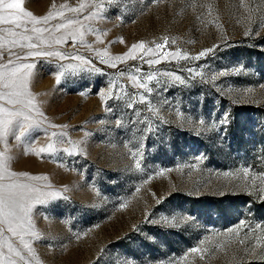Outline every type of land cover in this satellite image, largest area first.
<instances>
[{
    "label": "rangeland",
    "instance_id": "1",
    "mask_svg": "<svg viewBox=\"0 0 264 264\" xmlns=\"http://www.w3.org/2000/svg\"><path fill=\"white\" fill-rule=\"evenodd\" d=\"M23 7L37 18L64 12L48 26L81 21L62 30L77 31L74 46L71 39L41 46L65 59L24 61L35 64L29 91L44 114L31 133L36 151L8 140L16 179L59 193L32 205L39 233L32 264H264V0H24ZM165 41L155 56L147 52ZM141 42L136 59L113 61ZM3 43L0 65L15 60ZM177 51L188 59L163 58ZM52 132H65V143L40 153ZM73 145L75 154L63 151Z\"/></svg>",
    "mask_w": 264,
    "mask_h": 264
},
{
    "label": "snow or ice",
    "instance_id": "2",
    "mask_svg": "<svg viewBox=\"0 0 264 264\" xmlns=\"http://www.w3.org/2000/svg\"><path fill=\"white\" fill-rule=\"evenodd\" d=\"M153 2H156V0H153ZM23 3L24 0H0V25L12 26L0 28V48L4 47L3 42L6 41L9 45L10 57H15V60L10 58L6 64L0 65V101H3V103H0V142H3L5 146L4 151L0 152V264H32L35 252L31 238L39 236V233L34 231V225L30 219L32 205L34 203L43 204L47 202V198L59 196V193L46 190L50 186L19 181L16 179L19 174L12 172L9 168L10 157L7 155L10 151L8 147L9 138L17 143H26L29 149L36 151L32 146L39 140V136H32L31 133L41 129L42 121L37 117L44 115L33 102L32 94L29 91L30 77L33 74L35 64L24 61H27L29 57L45 56L65 59L63 53L45 51L41 46L45 45L48 48H53V46L67 43L69 39L73 41L74 46L77 31L62 32V30L81 23L79 19H65L64 22L48 26L57 16L63 17L64 12H49L48 15L37 18L24 9ZM84 8L85 5L81 4L78 8H71L69 11L78 13ZM58 33L59 35H57ZM79 35L82 37L83 33L80 32ZM166 44L167 41L163 45L157 44L154 49H147V52L155 56ZM13 47H19L22 50L26 48L29 51L24 54L11 52L10 49ZM137 49L144 50L145 44L143 42L134 44L127 54L116 56L113 61L123 62L127 59H136ZM211 51L212 49L201 51L192 59L199 60L206 57ZM97 56H100L99 52H97ZM163 58L188 59V56L187 54L181 56V53L177 51L174 53L165 52ZM72 59L88 63L78 55L73 56ZM113 61L105 60L102 57L100 60L101 63L115 66ZM146 63L149 65L158 64L160 58L147 60ZM139 71L140 69H137V72ZM224 71L214 74L211 79L215 81L216 75H223ZM59 79L60 75H57V80L59 81ZM130 79L136 81L137 77L131 76ZM147 79L150 81L153 77L149 75ZM175 79L180 80V77L176 76ZM138 86L144 88L146 92L153 91L146 83H141ZM140 100H144V97L141 96ZM132 106V103L128 104V108H132ZM119 123L120 121L117 120V124ZM227 123L228 120L225 117L221 121V125L224 126ZM51 127L55 128L56 125H51ZM45 134L47 135V133ZM65 136V132H52L51 137H55V140L47 145V149L41 147L39 152L45 153L47 151L51 154L57 150L58 144L63 145L65 143ZM68 143H71V141H68ZM78 147V145H73L71 150L65 148L63 151L71 156L75 154ZM137 166L139 167V164ZM248 175L249 169L245 168L243 176L247 178ZM260 178L264 180V175ZM30 179L39 180L46 179V177H31ZM241 243H243V240ZM260 243L261 241L258 240L257 245ZM199 251H201L199 248L192 249L193 253Z\"/></svg>",
    "mask_w": 264,
    "mask_h": 264
}]
</instances>
